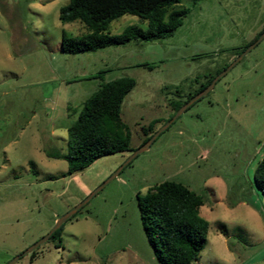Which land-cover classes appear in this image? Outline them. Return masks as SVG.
Here are the masks:
<instances>
[{"label": "rangeland", "instance_id": "1", "mask_svg": "<svg viewBox=\"0 0 264 264\" xmlns=\"http://www.w3.org/2000/svg\"><path fill=\"white\" fill-rule=\"evenodd\" d=\"M67 2L0 0V264L17 256L14 264H161L137 195L164 181L203 200L207 243L192 264H264V197L254 185L264 154V38L64 222L61 242L24 254L130 155L104 156L72 175L48 156L68 154L67 128L99 84L135 80L120 115L137 149L143 127L157 120V131L264 32V0H181L189 12L171 36L69 54L62 34L87 28L61 23ZM130 25L148 27L126 14L106 33Z\"/></svg>", "mask_w": 264, "mask_h": 264}, {"label": "trees", "instance_id": "2", "mask_svg": "<svg viewBox=\"0 0 264 264\" xmlns=\"http://www.w3.org/2000/svg\"><path fill=\"white\" fill-rule=\"evenodd\" d=\"M180 1L68 0L60 8L61 23L79 21L87 32L73 37L63 33L62 50L78 54L131 41H154L171 36L189 12L179 5ZM126 14L147 21L148 27L142 29L130 25L118 35L106 33L112 20ZM215 75L181 105L208 86ZM134 86L133 78L118 77L99 84L98 89L83 103L77 120L67 128L70 138L68 154L48 155L67 163V175L83 171L104 156L131 154L136 150L131 147L130 132L120 115L122 102ZM157 122L154 120L142 128L144 139L141 145L155 133ZM254 185L264 197V154L254 170ZM137 201L143 231L156 260L161 264L196 262L206 245L209 230L208 221L199 215L203 205L201 196L180 183L164 181L149 188L145 195L138 194ZM63 226L64 223L49 239L61 242Z\"/></svg>", "mask_w": 264, "mask_h": 264}, {"label": "water", "instance_id": "3", "mask_svg": "<svg viewBox=\"0 0 264 264\" xmlns=\"http://www.w3.org/2000/svg\"><path fill=\"white\" fill-rule=\"evenodd\" d=\"M264 38V32L257 38V40L251 44L249 47H247L227 68L219 72L209 83L208 86H206L202 91L195 94L192 98H190L188 101H186L174 114V116L167 121L165 124H163L144 144H142L140 147H138L133 153H131L127 159L121 164L118 169L108 178L106 179L101 185H99L92 193H90L85 199H83L79 204H77L75 207L70 209L67 213H65L63 216H61L54 224V226L51 228V230L46 234L43 238H41L38 242L33 244L31 247H29L24 254H29L32 251H34L39 245L47 241L51 235L61 227V225L68 220L71 216H73L80 208H82L87 202L91 200V198L98 192L100 189H102L106 184H108L110 181H112L114 178L118 176V174L121 172V170L128 165L137 155L140 153L146 151L152 142L158 137V135L163 132L180 114H182L189 106H191L194 102H196L201 97L205 96L216 84V82L223 77L228 71H230L231 68H233L248 52L250 49L254 47L255 44H257L259 41H261ZM19 258V256L15 257L13 260H11L8 264H14L16 260Z\"/></svg>", "mask_w": 264, "mask_h": 264}, {"label": "crops", "instance_id": "4", "mask_svg": "<svg viewBox=\"0 0 264 264\" xmlns=\"http://www.w3.org/2000/svg\"><path fill=\"white\" fill-rule=\"evenodd\" d=\"M56 218H57V217H54L53 221H55V220H56ZM221 232H222V231H221ZM222 233H223V232H222ZM224 235H225V234H224ZM225 236H226V235H225ZM206 243H207V242H206ZM205 246H206V245H205ZM203 249H204V248H203Z\"/></svg>", "mask_w": 264, "mask_h": 264}]
</instances>
